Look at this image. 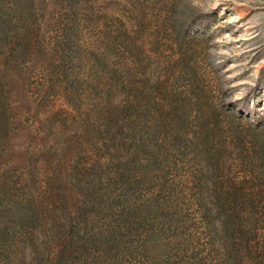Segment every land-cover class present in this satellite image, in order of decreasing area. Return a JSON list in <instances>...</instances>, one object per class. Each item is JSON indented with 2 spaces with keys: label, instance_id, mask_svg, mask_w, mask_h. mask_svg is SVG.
Returning a JSON list of instances; mask_svg holds the SVG:
<instances>
[{
  "label": "rangeland",
  "instance_id": "374dc122",
  "mask_svg": "<svg viewBox=\"0 0 264 264\" xmlns=\"http://www.w3.org/2000/svg\"><path fill=\"white\" fill-rule=\"evenodd\" d=\"M0 264H264V0H0Z\"/></svg>",
  "mask_w": 264,
  "mask_h": 264
}]
</instances>
